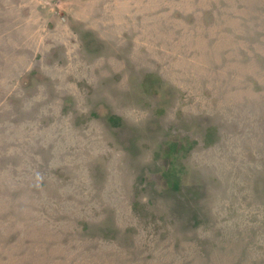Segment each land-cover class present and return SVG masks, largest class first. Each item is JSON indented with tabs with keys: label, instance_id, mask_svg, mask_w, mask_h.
<instances>
[{
	"label": "rangeland",
	"instance_id": "obj_1",
	"mask_svg": "<svg viewBox=\"0 0 264 264\" xmlns=\"http://www.w3.org/2000/svg\"><path fill=\"white\" fill-rule=\"evenodd\" d=\"M0 264H264V0H0Z\"/></svg>",
	"mask_w": 264,
	"mask_h": 264
}]
</instances>
